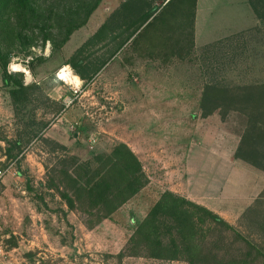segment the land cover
<instances>
[{
  "label": "rangeland",
  "instance_id": "1",
  "mask_svg": "<svg viewBox=\"0 0 264 264\" xmlns=\"http://www.w3.org/2000/svg\"><path fill=\"white\" fill-rule=\"evenodd\" d=\"M251 7L264 11V0H33L0 13V241L10 264H186L121 253L165 191L264 248L240 219L264 194V158L258 168L233 158L246 117L201 107L206 86H264V21ZM13 61L29 70L27 86L9 73ZM66 65L78 88L57 78ZM117 144L146 184L87 228L48 180L63 159L95 168ZM223 242L229 254L242 248L231 233Z\"/></svg>",
  "mask_w": 264,
  "mask_h": 264
},
{
  "label": "trees",
  "instance_id": "2",
  "mask_svg": "<svg viewBox=\"0 0 264 264\" xmlns=\"http://www.w3.org/2000/svg\"><path fill=\"white\" fill-rule=\"evenodd\" d=\"M32 1L0 0V13L8 7H30ZM99 1L55 0V7H96ZM251 8L257 18L264 21V11ZM79 24L72 26L82 23ZM211 102L213 109L235 111L246 117V127L233 158L255 168L261 167L264 158L261 149L264 144V86L235 91L206 86L201 96L203 111L211 109L208 108ZM93 159L97 163L95 168H90L88 163L75 165L73 158L63 159L61 169H55V184L53 179L48 180L67 210H78L87 216L84 222L87 228L109 218L146 184L138 161L122 144ZM261 207H264V194L246 208L240 219L245 223L243 226L256 231L264 243V214L258 210ZM226 233H231L233 241L242 245L235 254H229L225 249ZM121 253L186 264H264L262 246L242 236L206 208L167 191L159 195L135 226Z\"/></svg>",
  "mask_w": 264,
  "mask_h": 264
},
{
  "label": "clouds",
  "instance_id": "3",
  "mask_svg": "<svg viewBox=\"0 0 264 264\" xmlns=\"http://www.w3.org/2000/svg\"><path fill=\"white\" fill-rule=\"evenodd\" d=\"M8 71L10 74L15 73V72L24 73V76H25L24 85L25 86H27L31 82L32 78H31V74L29 70L25 67H22L20 64L15 63L14 61L8 65ZM73 71L74 70H72L70 66L66 65L64 69L60 73L57 74V78L63 80L65 79V74L67 73V75L70 77V80L66 82H70L76 88H78L82 84V81L80 80V77L78 75H72Z\"/></svg>",
  "mask_w": 264,
  "mask_h": 264
},
{
  "label": "built area",
  "instance_id": "4",
  "mask_svg": "<svg viewBox=\"0 0 264 264\" xmlns=\"http://www.w3.org/2000/svg\"><path fill=\"white\" fill-rule=\"evenodd\" d=\"M70 104H71L70 99H67L65 101V105L68 106ZM0 264H10V262L8 260L7 253H6L4 246L2 244V241H0Z\"/></svg>",
  "mask_w": 264,
  "mask_h": 264
},
{
  "label": "crops",
  "instance_id": "5",
  "mask_svg": "<svg viewBox=\"0 0 264 264\" xmlns=\"http://www.w3.org/2000/svg\"><path fill=\"white\" fill-rule=\"evenodd\" d=\"M244 6L249 7L247 3L244 4ZM209 202H210V201H205L204 203H209ZM204 203L201 202V204L205 205ZM205 208H206V207H205ZM206 209L209 210V211H211L212 213L216 214L217 216H219L217 212H215V211H213V210H211V209H209V208H206ZM219 217H220V216H219ZM220 218H221V217H220ZM221 219H223V218H221ZM223 220H224V219H223Z\"/></svg>",
  "mask_w": 264,
  "mask_h": 264
}]
</instances>
